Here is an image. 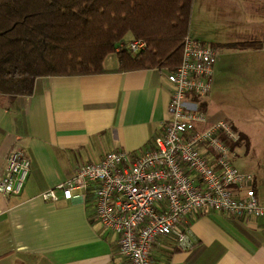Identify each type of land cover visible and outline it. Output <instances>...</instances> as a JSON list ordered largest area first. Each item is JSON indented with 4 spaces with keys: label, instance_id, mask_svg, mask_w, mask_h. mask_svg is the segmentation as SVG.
Masks as SVG:
<instances>
[{
    "label": "crops",
    "instance_id": "1",
    "mask_svg": "<svg viewBox=\"0 0 264 264\" xmlns=\"http://www.w3.org/2000/svg\"><path fill=\"white\" fill-rule=\"evenodd\" d=\"M188 36L208 43L216 58L221 50L241 62L255 56L258 63L242 64V71L263 73L264 0H192ZM252 42L258 46H222ZM104 69L37 78L30 95L0 97V174L12 149L29 162L21 192L0 195V264H129L117 252V236L93 220L90 194L85 203L40 198L70 180L79 165L95 164L110 151L142 154L166 118L171 86L165 73H118L116 61ZM207 98L203 112L214 121ZM251 175L264 206V179ZM184 227L190 248L161 239L151 247L152 264H264V219L212 212L192 216Z\"/></svg>",
    "mask_w": 264,
    "mask_h": 264
},
{
    "label": "built area",
    "instance_id": "2",
    "mask_svg": "<svg viewBox=\"0 0 264 264\" xmlns=\"http://www.w3.org/2000/svg\"><path fill=\"white\" fill-rule=\"evenodd\" d=\"M144 47L141 41L118 43L114 52L134 54ZM216 55L208 43L186 36L178 66L165 74L171 86L166 118L150 148L139 155L110 151L95 164H81L70 180L40 198L85 203L90 194L93 220L117 236V252L129 264H152L151 247L161 239L189 249L184 226L196 214L264 219L252 175L240 173L230 158L226 142L236 143L238 135L229 123L209 121L199 109L210 91ZM28 170L22 151L12 149L0 174V195L17 196Z\"/></svg>",
    "mask_w": 264,
    "mask_h": 264
},
{
    "label": "trees",
    "instance_id": "3",
    "mask_svg": "<svg viewBox=\"0 0 264 264\" xmlns=\"http://www.w3.org/2000/svg\"><path fill=\"white\" fill-rule=\"evenodd\" d=\"M191 5L192 0H0V97L28 96L41 77L106 73L109 54L118 73H171L188 36ZM130 41L143 42L144 50L114 52L118 43ZM240 140L226 142L228 149ZM251 188L254 192L253 183Z\"/></svg>",
    "mask_w": 264,
    "mask_h": 264
},
{
    "label": "rangeland",
    "instance_id": "4",
    "mask_svg": "<svg viewBox=\"0 0 264 264\" xmlns=\"http://www.w3.org/2000/svg\"><path fill=\"white\" fill-rule=\"evenodd\" d=\"M114 61V54H109L103 65L107 67ZM256 63L255 56L241 62L240 56L231 57L224 50L219 51L211 76L207 114L214 121H226L241 136L230 154L235 168L264 179V71L241 68L242 64Z\"/></svg>",
    "mask_w": 264,
    "mask_h": 264
}]
</instances>
